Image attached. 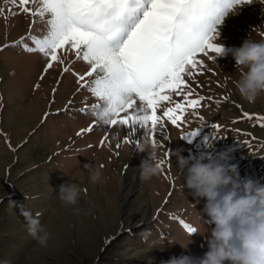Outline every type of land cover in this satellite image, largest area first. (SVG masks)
<instances>
[{"label":"rangeland","instance_id":"374dc122","mask_svg":"<svg viewBox=\"0 0 264 264\" xmlns=\"http://www.w3.org/2000/svg\"><path fill=\"white\" fill-rule=\"evenodd\" d=\"M0 8L5 9L0 13L3 47L24 36L32 18L12 15L9 8L19 9L5 0ZM42 27L37 23L33 33L40 35ZM216 28L211 42L222 45L225 54L201 57L204 74L197 78L203 85H197L199 94L213 100L202 102L197 115L189 109L180 127L166 119L163 128L157 127L154 138L159 163H164L160 175L147 181L139 169L146 154L137 151L150 139L146 129L134 125L137 131L128 133L131 129L113 126L105 131L98 123L93 132L78 137L95 119L90 111L78 109L96 100L86 89L76 92V77L69 72L60 78L62 66L54 63L41 80L46 61L39 53H27L21 46L0 51V264H160L173 255L203 256L214 225L201 213L205 200L183 187L176 152L211 159L231 150L230 163L238 166L240 177L264 184V127L255 119H241L243 112L264 115V96L255 104L239 96L234 88L239 72L231 54L247 38L264 40V0L228 10ZM73 59L69 54L66 64ZM72 68L87 70L82 61ZM69 100L73 103L65 110ZM197 130L191 142L182 139ZM86 163L101 169L100 182H91ZM68 180L82 190L72 206L58 198L60 185ZM21 208L38 215L50 233L47 246L29 235ZM181 218L197 231L188 234Z\"/></svg>","mask_w":264,"mask_h":264},{"label":"snow or ice","instance_id":"6c2138e0","mask_svg":"<svg viewBox=\"0 0 264 264\" xmlns=\"http://www.w3.org/2000/svg\"><path fill=\"white\" fill-rule=\"evenodd\" d=\"M5 3L19 9L15 12L9 8L7 11L12 15L23 14L32 20L24 36L3 45L0 51L21 46L27 53H39L46 61L41 80L58 63L62 66L60 78L71 72L79 85L76 92L86 89L95 98L96 103L78 109L81 113L90 111L95 117L77 132L78 137L93 132L98 123L104 125L105 131L116 126L131 129L128 133L137 131L133 126L139 125L156 146L154 134L158 126L164 127L165 119L180 127L189 109L197 115L202 102L213 100L197 90V85L203 86L197 79L204 74L205 60L201 57L210 59V54L218 56L223 51L211 42L214 34H218L216 25L223 22L228 10L252 4L253 0H5ZM4 11L0 8V13ZM37 23L43 25L40 35L33 33ZM69 54L74 59L66 64ZM77 61L87 66L85 72L74 71L72 65ZM72 103L69 100L65 110ZM48 115L45 113V119ZM241 119H255L264 127V115L243 112ZM198 135L197 130L182 139L191 142ZM106 139V136L101 139L100 146ZM134 143L139 145V140L136 138ZM179 223L188 234L197 231L182 218Z\"/></svg>","mask_w":264,"mask_h":264},{"label":"clouds","instance_id":"9594fccd","mask_svg":"<svg viewBox=\"0 0 264 264\" xmlns=\"http://www.w3.org/2000/svg\"><path fill=\"white\" fill-rule=\"evenodd\" d=\"M238 14V12L234 13ZM223 51L217 56L225 54ZM239 78L234 88L249 104L264 96V40L246 39L231 50ZM115 138V137H114ZM138 152L146 156L139 165L141 178L151 180L161 172L158 147L150 139L139 145ZM231 150L214 158L205 155L184 156L176 152L177 164L184 173V186L197 200L204 199L202 215L208 217L211 227L207 238L208 250L201 257L191 255L171 256L160 264H264V184L247 177H240L238 166L230 163ZM93 184L101 181V169L84 164ZM81 188L69 180L59 187V200L76 205ZM29 235L41 246H47L50 233L38 215L21 208ZM187 249L188 245H180Z\"/></svg>","mask_w":264,"mask_h":264},{"label":"trees","instance_id":"16d2710c","mask_svg":"<svg viewBox=\"0 0 264 264\" xmlns=\"http://www.w3.org/2000/svg\"><path fill=\"white\" fill-rule=\"evenodd\" d=\"M109 246H112V244H111V242L107 245V248H109ZM54 264H60V263H58V262H53ZM97 264H113L112 262L110 263V262H102V263H100V262H98Z\"/></svg>","mask_w":264,"mask_h":264}]
</instances>
